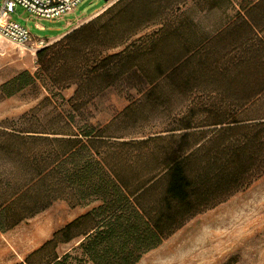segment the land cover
I'll return each mask as SVG.
<instances>
[{"label": "trees", "instance_id": "1", "mask_svg": "<svg viewBox=\"0 0 264 264\" xmlns=\"http://www.w3.org/2000/svg\"><path fill=\"white\" fill-rule=\"evenodd\" d=\"M139 2L150 4L152 0L122 2L121 7L109 8L53 46L38 51V74L21 73L2 86L0 93L11 97L37 81L44 83L46 91L50 89L45 70L50 55L64 61L54 74L62 77L57 89L77 86L76 98L81 92L92 96L96 89L110 87L124 75H136L131 68L138 67L133 63L142 52L137 50L151 43L149 36L134 40L151 27L148 24L136 29ZM160 4L166 11L174 10L172 0ZM240 18L253 37L243 38L234 48L227 45L216 55L217 43L226 37L230 41L232 24L187 48L175 64L164 72L160 69L157 79L147 75L150 85L165 81L171 93H186L201 100L198 94L208 92L229 101V105L192 103L179 129L167 131L173 143L157 162L148 163L143 173L135 167L107 162L109 145L120 139L107 134L109 127L87 124L83 130L71 115H60V123L44 124L39 116L41 107L17 120L0 123V234L45 212L57 201L68 202L71 208L99 203L21 264H35L31 259L51 246L53 255L42 264H67L71 256H60L57 247L77 240L74 250H81L92 264H137L184 221L264 177V36L260 38L245 16ZM76 57L82 60L77 68L69 65ZM200 85L216 87L199 90ZM8 88L12 90L7 92ZM146 99L157 103L155 92L148 93ZM199 114L204 117L201 122L197 120ZM177 132H181L179 142H175ZM195 135L201 138L191 144ZM160 139L164 138L131 142L146 146ZM147 199H153L151 206ZM178 207L186 208L183 214L176 211Z\"/></svg>", "mask_w": 264, "mask_h": 264}, {"label": "rangeland", "instance_id": "2", "mask_svg": "<svg viewBox=\"0 0 264 264\" xmlns=\"http://www.w3.org/2000/svg\"><path fill=\"white\" fill-rule=\"evenodd\" d=\"M129 1L111 0L105 3L104 0H85L74 12L53 21L35 19L25 9L18 7L13 20L26 25L35 37L46 40L50 47L75 29L104 14L109 8L121 7L122 2ZM162 1L164 0H152L150 4L139 2L135 9L136 29L140 30L148 24L151 26L134 39L149 36L151 41L144 49L137 50L142 52L133 63L138 67L131 68L136 75L129 77L124 75L110 87L102 86L96 89L92 96L87 92L85 94L81 92L76 98L77 86L64 90L57 89L62 77L54 74L64 61L50 55L45 66L51 80L47 83L50 89L47 88L46 91L44 83L37 81L11 97L0 93V123L17 120L41 107L39 116L43 123L47 121L60 123V115H71L75 119V125L83 130H86L87 124L98 128L109 127L107 134L120 139L109 145L107 162L113 166L119 164L122 167H135L138 172L143 173L147 169V164L157 162L163 151L173 143L167 137L169 135L167 131L179 129L180 120L186 117L192 103L205 107L229 105V101L216 98L208 92L198 94L201 100L196 99L198 97L187 96L186 93H171L165 81L150 85L147 75L153 74L152 78L157 79L160 69L163 71L171 67L187 52V48L213 37L220 31L219 25L229 20H232L234 25L231 28V39L229 41L226 34L223 35L226 39L219 41L215 46L216 55L229 45L234 48L243 38L253 37L245 22L240 20L238 8L233 5L232 10H229L231 8L226 0H220L221 11L218 10L217 13L212 12V0H172L171 8L174 10L167 11L166 6L160 4ZM253 1L251 0L252 3ZM2 2L3 0H0V6ZM245 17L249 24L257 28L262 38L264 0L251 8ZM125 21L127 22V19ZM159 30L163 31L158 33ZM64 33V36L54 39ZM154 43L156 46L149 54ZM122 49L110 51V54L120 52ZM147 49L149 51H146ZM81 64L82 60L77 57L69 63L76 68ZM39 69L37 53L18 48L0 38V89L21 73L28 72L36 76ZM210 87L216 86H198L199 90H207ZM11 90L12 88H8L7 92ZM150 92H155L157 103L147 101L146 96ZM47 98L51 101H46ZM72 99L75 100L67 103ZM197 117L198 122L204 119L201 114ZM180 133H175L177 138L175 142H179ZM204 133H207V129ZM154 136H162L164 139L150 142L146 146L131 142L132 139L142 142ZM199 138L200 135H195L190 143L195 144ZM161 191L162 187L158 188L157 192ZM151 200L153 199H147L149 206L152 204ZM98 205L99 203H94L89 208ZM185 210L186 208L180 207L176 209L180 214ZM80 211L79 209L78 212ZM55 216L61 217L57 226L62 227L72 220L76 213L70 211L68 202L57 201L45 213L20 223L7 232L5 240L0 239V264L5 252L7 257L12 258L14 264L25 262L43 243L44 228L46 225L52 226V219ZM77 247L78 240L69 244H59L57 253L60 256L69 253L71 257L67 264H92L81 250H74ZM18 255L22 261L18 259ZM52 255L51 246L43 255L33 257L31 260L35 264H42ZM104 264L115 262L105 261ZM137 264H264V177L256 179L227 201L184 221L181 227L167 237L158 248L144 254Z\"/></svg>", "mask_w": 264, "mask_h": 264}, {"label": "built area", "instance_id": "3", "mask_svg": "<svg viewBox=\"0 0 264 264\" xmlns=\"http://www.w3.org/2000/svg\"><path fill=\"white\" fill-rule=\"evenodd\" d=\"M85 0H3L0 6V38L35 54L48 47V42L35 37L26 26L13 20L17 8L25 9L33 18L59 20L74 12Z\"/></svg>", "mask_w": 264, "mask_h": 264}, {"label": "crops", "instance_id": "4", "mask_svg": "<svg viewBox=\"0 0 264 264\" xmlns=\"http://www.w3.org/2000/svg\"><path fill=\"white\" fill-rule=\"evenodd\" d=\"M227 3L229 4L230 8L233 7V5H235L236 8H238L239 10V15L240 16H246V13L253 7H255L256 5H258V3H260L261 0H252L253 3L251 2V0H226ZM212 12L213 13H217L218 10L221 8V3H220V0H212ZM229 10H232L229 9ZM221 11V10H219ZM236 11V10H235ZM238 13V12H237ZM233 21L232 20H229L227 23L225 22L224 24L222 25H219V29L220 31L215 33V35L221 33L223 30L227 29L228 27H230L232 25ZM68 32V31H67ZM66 32V33H67ZM64 34L54 38V39H59L60 37L64 36ZM57 203V202H55ZM54 203V204H55ZM53 204V205H54ZM53 205L49 208L51 209L53 207ZM91 205L89 206H84V207H76V208H71L70 206V211L71 212H74L76 213V216L70 220L68 223H66L64 226L62 227H58V222L61 220V217L59 218L58 216H55L53 219H52V226H48L46 225L45 228H44V231H43V237H44V240H43V243L41 244V246L38 248L40 249L41 247H43L46 243H48L50 240H52L53 236L58 233L59 231H61L62 229H64L66 226H68L69 224H71L72 222H74L76 219L90 213V211H92L93 208H89ZM63 208V207H62ZM48 209V210H49ZM81 210L80 212H78V210ZM46 210V211H48ZM45 211V212H46ZM43 212V213H45ZM7 235V233H4V234H0V239H4L5 240V236ZM36 249V250H38ZM35 250V251H36ZM7 251V249H6ZM9 251V250H8ZM34 253V251L32 252V254ZM18 259L20 261H22V259L20 258V256L18 255ZM24 263V261H23ZM1 264H14V262L12 261V258L11 257H7V252L4 253V256L2 258V261H1Z\"/></svg>", "mask_w": 264, "mask_h": 264}, {"label": "water", "instance_id": "5", "mask_svg": "<svg viewBox=\"0 0 264 264\" xmlns=\"http://www.w3.org/2000/svg\"><path fill=\"white\" fill-rule=\"evenodd\" d=\"M105 1V3H107V2H109V1H111V0H104Z\"/></svg>", "mask_w": 264, "mask_h": 264}]
</instances>
